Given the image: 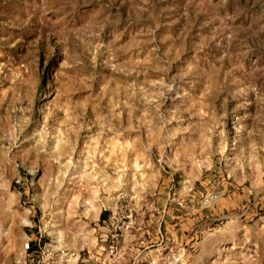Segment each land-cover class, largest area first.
Wrapping results in <instances>:
<instances>
[{
    "label": "rangeland",
    "instance_id": "rangeland-1",
    "mask_svg": "<svg viewBox=\"0 0 264 264\" xmlns=\"http://www.w3.org/2000/svg\"><path fill=\"white\" fill-rule=\"evenodd\" d=\"M129 221L264 264V0H0V264Z\"/></svg>",
    "mask_w": 264,
    "mask_h": 264
},
{
    "label": "built area",
    "instance_id": "built-area-1",
    "mask_svg": "<svg viewBox=\"0 0 264 264\" xmlns=\"http://www.w3.org/2000/svg\"><path fill=\"white\" fill-rule=\"evenodd\" d=\"M105 228L100 237L102 244L95 252L55 247L50 241L42 240V235L38 234L37 237L27 240L23 256L16 264H79L87 259L92 260L91 264H123L125 249L121 242L127 224L110 223L106 224ZM152 263L151 260L149 264Z\"/></svg>",
    "mask_w": 264,
    "mask_h": 264
},
{
    "label": "crops",
    "instance_id": "crops-1",
    "mask_svg": "<svg viewBox=\"0 0 264 264\" xmlns=\"http://www.w3.org/2000/svg\"><path fill=\"white\" fill-rule=\"evenodd\" d=\"M140 229V226L134 224L132 221H129L127 223V228L123 232V239L121 242L122 247L125 249V254H124V262L123 264H145L148 263L149 260L153 258L151 250L148 248L150 244L148 243L150 239L146 240L145 238L149 237L148 235L146 236H141L138 231ZM161 237V235H160ZM148 248V249H147ZM72 249L75 251H81L83 249H88L86 248H80V249H73V248H68ZM92 260L87 259L84 260L82 263L79 264H91Z\"/></svg>",
    "mask_w": 264,
    "mask_h": 264
}]
</instances>
